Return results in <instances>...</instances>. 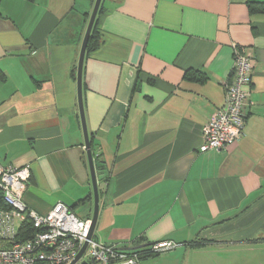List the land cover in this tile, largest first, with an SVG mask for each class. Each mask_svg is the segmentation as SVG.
<instances>
[{"label":"crops","instance_id":"obj_1","mask_svg":"<svg viewBox=\"0 0 264 264\" xmlns=\"http://www.w3.org/2000/svg\"><path fill=\"white\" fill-rule=\"evenodd\" d=\"M94 5L0 0V164L30 168L23 201L39 214L62 203L94 215L77 85ZM101 7L104 43L83 72L96 236L118 249L179 245L140 264H264V14L252 15L250 0ZM235 44L255 60L244 136L204 151L234 78Z\"/></svg>","mask_w":264,"mask_h":264},{"label":"built area","instance_id":"obj_2","mask_svg":"<svg viewBox=\"0 0 264 264\" xmlns=\"http://www.w3.org/2000/svg\"><path fill=\"white\" fill-rule=\"evenodd\" d=\"M255 60L237 44L233 47V80L226 85L225 103L204 129L203 150L225 151L244 136L248 87L252 83ZM31 178L29 167L0 164V189L11 208L0 210V264H140L143 253L127 251L89 239L92 219L78 217L59 203L48 214L26 207L24 195ZM29 223V229L25 227ZM32 230V231H30ZM179 245L172 241L153 244L149 253L160 255Z\"/></svg>","mask_w":264,"mask_h":264},{"label":"water","instance_id":"obj_3","mask_svg":"<svg viewBox=\"0 0 264 264\" xmlns=\"http://www.w3.org/2000/svg\"><path fill=\"white\" fill-rule=\"evenodd\" d=\"M102 2L103 0L95 1L94 9H93V12H92L89 24H88L87 32H86V35H85V38L82 44L80 57H79V63H78V70H77L79 109H80L81 121H82V126H83V131H84V137H85V145H86L88 159H89V166H90L93 191H94V215L92 218V227H91L89 239L92 238L93 235H95V231H96V226H97V221H98V216H99V211H100V193H99V184H98V179H97V171H96L94 157H93L92 148H91V138L88 132L86 118H85L84 100H83V72H84V64H85L89 40L93 32L98 14L100 12ZM95 238L99 240L96 235H95ZM86 247L87 245L84 247V249L79 254V256L77 257L74 263H76L80 259ZM141 248L142 247H134V248H126L123 250L135 251Z\"/></svg>","mask_w":264,"mask_h":264},{"label":"trees","instance_id":"obj_4","mask_svg":"<svg viewBox=\"0 0 264 264\" xmlns=\"http://www.w3.org/2000/svg\"><path fill=\"white\" fill-rule=\"evenodd\" d=\"M96 1V0H93ZM100 10H102V7L100 8ZM250 12L252 15L254 14H264V1H260V0H250ZM100 13V12H99ZM97 22H98V18L96 20L93 32L91 34L90 40H89V44H88V48H87V53H90L91 51L97 50L98 48H100V46L103 45L104 40L99 36V33L97 32ZM192 75H196V74H192ZM189 72L187 74V76H192ZM198 76H196V78L194 79H199V81H203L202 77L197 78ZM91 146H92V141H91ZM11 208L6 204L5 200H4V194L3 191L0 189V210H4V211H8ZM29 223H26L25 227L26 229H29ZM32 231V230H30ZM150 249V248H149ZM149 249H140V250H135V251H140L141 253H143V257H148V256H155L150 254Z\"/></svg>","mask_w":264,"mask_h":264},{"label":"rangeland","instance_id":"obj_5","mask_svg":"<svg viewBox=\"0 0 264 264\" xmlns=\"http://www.w3.org/2000/svg\"><path fill=\"white\" fill-rule=\"evenodd\" d=\"M78 217H80V214L78 213V214H76ZM81 218V217H80Z\"/></svg>","mask_w":264,"mask_h":264}]
</instances>
